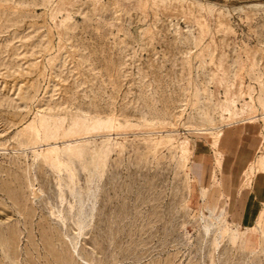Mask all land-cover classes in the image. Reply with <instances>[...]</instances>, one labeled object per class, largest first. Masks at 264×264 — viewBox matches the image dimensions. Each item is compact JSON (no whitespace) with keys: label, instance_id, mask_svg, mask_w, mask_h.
Wrapping results in <instances>:
<instances>
[{"label":"rangeland","instance_id":"rangeland-1","mask_svg":"<svg viewBox=\"0 0 264 264\" xmlns=\"http://www.w3.org/2000/svg\"><path fill=\"white\" fill-rule=\"evenodd\" d=\"M57 1L0 0V264H264L259 191L238 187L258 134L238 136L254 154L235 174V153L228 200L234 155L198 132L229 129L215 82L241 63L257 98L264 0H75L60 54ZM99 119L112 131L86 135ZM223 215L217 246L203 226Z\"/></svg>","mask_w":264,"mask_h":264},{"label":"bare ground","instance_id":"bare-ground-1","mask_svg":"<svg viewBox=\"0 0 264 264\" xmlns=\"http://www.w3.org/2000/svg\"><path fill=\"white\" fill-rule=\"evenodd\" d=\"M75 7H76L75 0H58L51 11V20L53 22L54 30L57 36L59 37L58 54H60L62 51L65 50V44H64V37L66 35L65 24L70 22V20L72 19L71 12L75 9ZM211 7L212 6L210 5L207 6V8H211ZM173 8L176 9V11L179 10V7L176 4H174ZM227 35L229 36L230 32L227 31ZM53 37L54 35L52 33H49L47 35V39L49 40V42L53 40ZM243 54H247V57L251 62L252 68H254L256 66V50H254L253 52L244 51ZM224 67L222 66V68ZM261 70L262 73L264 74V64L261 66ZM246 74H247L246 64L243 63L239 64L234 74V80L231 84H229L226 87L224 96H221L219 93V89L222 88L221 83L216 81L215 90H214V99L217 102V109L219 111V116L223 120V122L226 123L229 129L232 128H237L239 130L243 129L241 130V133L246 134L247 125L255 126V127L259 126L260 128L261 126L263 127V129L262 130L260 129V132H258V137H257L258 140L255 144V151L257 157L255 160L248 161L246 168L244 169V171L242 170V173L239 176V183H238V187L240 188L249 186V187H254V190L256 191H259L261 206L258 212L256 213V227H254L252 231L253 233H255L257 232V229L261 228L264 224V81L259 85L260 89H259V93L257 94V98H254L253 89L249 86H245L244 80ZM258 101H261L259 105H257ZM47 110L52 111L53 108L48 106ZM56 113L58 114V111ZM104 131L105 132L112 131L111 119H106V120L99 119L92 121L91 123H87L85 132L86 135H91ZM198 132H200V134L201 133L204 134L207 139L212 140L211 144L209 145L210 149H214L217 152V154L220 155V158L226 156L225 152L219 151V143L221 139L224 137L225 134L224 131L220 129L208 128V129L200 130ZM240 139L243 147L244 144L247 145L248 143L247 138L244 139L243 136ZM177 144H178L177 145L178 152L182 157L187 158V156H190L192 154L193 152L192 141L189 137H184L183 139L177 141ZM225 197L227 198V196ZM217 209H218V205L212 206L211 213L212 214L216 213ZM199 215L202 222H204L206 219L205 212L201 211ZM209 219L211 220V223L207 224L206 226H203L204 233L208 234L210 227L214 226L217 236L216 244L218 246L223 243L224 238L228 236L229 231L232 230V228L230 227L228 220L225 218V215L219 217L218 220L217 218L212 219L210 217ZM81 230L82 228L79 227V231Z\"/></svg>","mask_w":264,"mask_h":264},{"label":"crops","instance_id":"crops-1","mask_svg":"<svg viewBox=\"0 0 264 264\" xmlns=\"http://www.w3.org/2000/svg\"><path fill=\"white\" fill-rule=\"evenodd\" d=\"M246 130L248 131V133L250 135H256V134H258V132H260V127L247 125ZM240 133H241V130H239L237 128L226 129L225 136L221 139V141L219 143V146L221 144L223 147L226 148V151H224L226 153V156H224L225 160L229 159L231 157V155H234V157L232 158V163H231L232 165L229 167V172L231 175H230V184L228 187L229 189L227 192L228 200L231 199L232 189H233V186L231 184V176H232V171H233V168H234V165L236 162L235 153L237 152V150L240 151L238 153L239 160H238V162H236L235 169H234L235 174L243 167L244 163L247 160L253 158V154H254L253 150H250L246 144H244V147L242 146L241 139L238 138ZM200 163H206V165H207L206 175L204 177V179L206 181V178L208 177V173H209L208 167L211 168V153L209 151L206 152L202 148L198 147L195 154H194V157H193V167L197 166L198 169H200V165H199ZM200 173H201V170H200ZM217 187H218V189H220L219 186H217ZM192 198L195 201H197L196 197H192ZM214 205L215 206L218 205V200H217V203H215ZM253 210H255V208ZM248 223H250V222H248Z\"/></svg>","mask_w":264,"mask_h":264}]
</instances>
